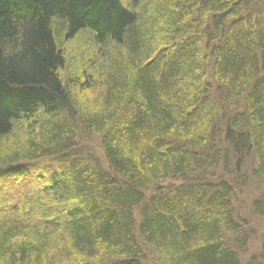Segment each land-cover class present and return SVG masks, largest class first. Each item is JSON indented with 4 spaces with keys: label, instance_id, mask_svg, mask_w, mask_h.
<instances>
[{
    "label": "trees",
    "instance_id": "trees-1",
    "mask_svg": "<svg viewBox=\"0 0 264 264\" xmlns=\"http://www.w3.org/2000/svg\"><path fill=\"white\" fill-rule=\"evenodd\" d=\"M246 184L264 0H0V264H264Z\"/></svg>",
    "mask_w": 264,
    "mask_h": 264
},
{
    "label": "rangeland",
    "instance_id": "rangeland-1",
    "mask_svg": "<svg viewBox=\"0 0 264 264\" xmlns=\"http://www.w3.org/2000/svg\"><path fill=\"white\" fill-rule=\"evenodd\" d=\"M98 138L94 137L92 140L93 142L96 141ZM93 150L99 153V149L97 144H92ZM98 157V156H97ZM100 161H103V158L98 157ZM238 188V187H237ZM240 193H243V197L246 200V213L244 217H246V223L249 225L248 231L250 232L249 242H247L246 249L242 252L243 260L248 259L252 255H261L264 254V222L260 219L253 210V203L259 197L260 191L258 187L254 185H247L245 188L244 194V185L240 186Z\"/></svg>",
    "mask_w": 264,
    "mask_h": 264
}]
</instances>
